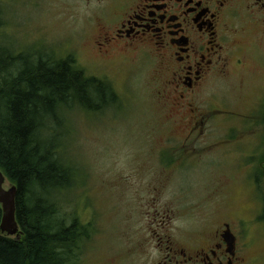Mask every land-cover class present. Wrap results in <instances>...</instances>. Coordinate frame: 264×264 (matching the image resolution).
<instances>
[{"label": "rangeland", "instance_id": "obj_1", "mask_svg": "<svg viewBox=\"0 0 264 264\" xmlns=\"http://www.w3.org/2000/svg\"><path fill=\"white\" fill-rule=\"evenodd\" d=\"M117 1L0 0L2 44L34 58L72 55L119 95L102 112H65L75 185L59 194L61 211L91 234L71 264H153L155 233L208 229L216 216L244 218L250 255L264 260V32L246 63L197 103L203 133L185 140L184 123L173 118L180 112L156 96L158 74L146 58L114 64L96 52L93 35Z\"/></svg>", "mask_w": 264, "mask_h": 264}, {"label": "flooded vegetation", "instance_id": "obj_2", "mask_svg": "<svg viewBox=\"0 0 264 264\" xmlns=\"http://www.w3.org/2000/svg\"><path fill=\"white\" fill-rule=\"evenodd\" d=\"M258 30L264 32V0H118L92 41L105 61L148 60L158 74L156 96L180 112L173 118L184 123L189 140L203 133L199 127L206 115L197 103L206 102L213 84L246 63ZM215 220L219 224L208 229L155 233L153 264H264L250 255L244 218Z\"/></svg>", "mask_w": 264, "mask_h": 264}, {"label": "trees", "instance_id": "obj_3", "mask_svg": "<svg viewBox=\"0 0 264 264\" xmlns=\"http://www.w3.org/2000/svg\"><path fill=\"white\" fill-rule=\"evenodd\" d=\"M3 24L0 2V36ZM118 103L111 83L88 76L72 55L34 58L0 41V169L18 188L21 230L20 238L0 233V264H71L91 237L89 225L61 211L59 194L75 185L65 112Z\"/></svg>", "mask_w": 264, "mask_h": 264}, {"label": "water", "instance_id": "obj_4", "mask_svg": "<svg viewBox=\"0 0 264 264\" xmlns=\"http://www.w3.org/2000/svg\"><path fill=\"white\" fill-rule=\"evenodd\" d=\"M0 177H2V182H0V205L3 210L0 231L2 234H6L10 237L16 236L20 238L21 230L16 215V197L18 188L14 184H12L9 189L5 188V184L8 181V178L2 169H0ZM230 239L235 241L234 234L231 233Z\"/></svg>", "mask_w": 264, "mask_h": 264}, {"label": "snow or ice", "instance_id": "obj_5", "mask_svg": "<svg viewBox=\"0 0 264 264\" xmlns=\"http://www.w3.org/2000/svg\"><path fill=\"white\" fill-rule=\"evenodd\" d=\"M0 182H2V177H0Z\"/></svg>", "mask_w": 264, "mask_h": 264}, {"label": "bare ground", "instance_id": "obj_6", "mask_svg": "<svg viewBox=\"0 0 264 264\" xmlns=\"http://www.w3.org/2000/svg\"><path fill=\"white\" fill-rule=\"evenodd\" d=\"M9 181V180H8Z\"/></svg>", "mask_w": 264, "mask_h": 264}]
</instances>
